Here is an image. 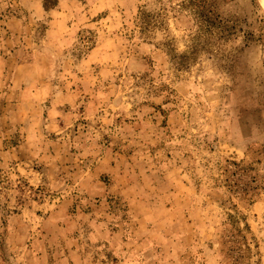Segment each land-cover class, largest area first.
<instances>
[{
    "label": "rangeland",
    "instance_id": "374dc122",
    "mask_svg": "<svg viewBox=\"0 0 264 264\" xmlns=\"http://www.w3.org/2000/svg\"><path fill=\"white\" fill-rule=\"evenodd\" d=\"M0 264H264L257 0H0Z\"/></svg>",
    "mask_w": 264,
    "mask_h": 264
},
{
    "label": "bare ground",
    "instance_id": "6f19581e",
    "mask_svg": "<svg viewBox=\"0 0 264 264\" xmlns=\"http://www.w3.org/2000/svg\"><path fill=\"white\" fill-rule=\"evenodd\" d=\"M261 12L264 14V0H257Z\"/></svg>",
    "mask_w": 264,
    "mask_h": 264
}]
</instances>
